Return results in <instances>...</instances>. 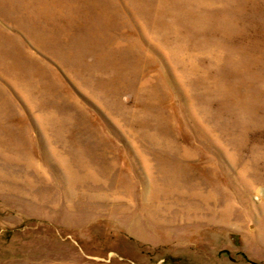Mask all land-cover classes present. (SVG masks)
Listing matches in <instances>:
<instances>
[{
	"label": "rangeland",
	"instance_id": "1",
	"mask_svg": "<svg viewBox=\"0 0 264 264\" xmlns=\"http://www.w3.org/2000/svg\"><path fill=\"white\" fill-rule=\"evenodd\" d=\"M0 264H264V0H0Z\"/></svg>",
	"mask_w": 264,
	"mask_h": 264
}]
</instances>
